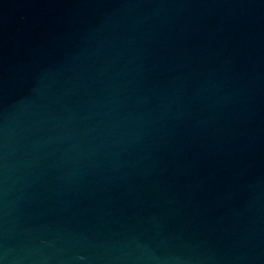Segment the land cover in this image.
Segmentation results:
<instances>
[{
  "label": "water",
  "instance_id": "obj_1",
  "mask_svg": "<svg viewBox=\"0 0 264 264\" xmlns=\"http://www.w3.org/2000/svg\"><path fill=\"white\" fill-rule=\"evenodd\" d=\"M0 264H264V0H0Z\"/></svg>",
  "mask_w": 264,
  "mask_h": 264
}]
</instances>
